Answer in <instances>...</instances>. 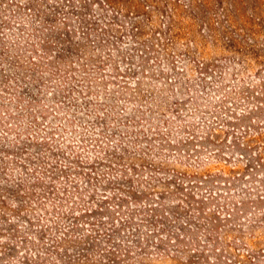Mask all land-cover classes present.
<instances>
[{
    "label": "rangeland",
    "instance_id": "374dc122",
    "mask_svg": "<svg viewBox=\"0 0 264 264\" xmlns=\"http://www.w3.org/2000/svg\"><path fill=\"white\" fill-rule=\"evenodd\" d=\"M0 264H264V0H0Z\"/></svg>",
    "mask_w": 264,
    "mask_h": 264
}]
</instances>
